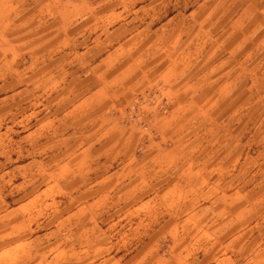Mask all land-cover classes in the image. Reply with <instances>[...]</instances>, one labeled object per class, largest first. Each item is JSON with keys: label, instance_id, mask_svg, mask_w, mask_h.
Returning a JSON list of instances; mask_svg holds the SVG:
<instances>
[{"label": "rangeland", "instance_id": "rangeland-1", "mask_svg": "<svg viewBox=\"0 0 264 264\" xmlns=\"http://www.w3.org/2000/svg\"><path fill=\"white\" fill-rule=\"evenodd\" d=\"M46 1L0 0V264H264V0Z\"/></svg>", "mask_w": 264, "mask_h": 264}, {"label": "crops", "instance_id": "crops-1", "mask_svg": "<svg viewBox=\"0 0 264 264\" xmlns=\"http://www.w3.org/2000/svg\"><path fill=\"white\" fill-rule=\"evenodd\" d=\"M248 0H245V2L243 3V6H241V14H240V20L235 21V24H239L240 26H244V21L249 18L248 14L254 11H258V10H263V7H259V1L258 0H254L252 2H247ZM51 4V0H47L45 7L48 8V6ZM252 25V24H251ZM128 68V66H123V65H119V67H117V70L119 71L122 68ZM127 70V69H126ZM124 70L122 73V82L130 79L131 84L138 82L133 80H136L137 77L139 76V74L142 72L139 71V73H136V69H132V70ZM124 74V75H123ZM243 75L244 77L248 76L251 78V76H255L254 79V84L251 85L249 87L250 90H252L251 88L253 86H255L256 88L259 86V80L260 78H258V74L257 72L253 71V70H245L241 71L240 76ZM261 75H264V72H261ZM145 76V75H144ZM146 77V76H145ZM143 77V78H145ZM121 80V79H120ZM169 84H172V82H170ZM231 86V85H230ZM229 87V85H228ZM110 90L109 85H104V86H99L97 87V89H95V92L91 95V96H87V97H83V98H79L78 99V94H67V92L71 91L68 90V87L66 86V84L63 85V87L61 88L62 91V100L61 102L54 104L52 103L49 107H48V111L49 113L55 114V112L53 111L54 109H59V113L55 114V115H59L62 114L64 117H69V119L72 118H76L74 121L76 123H83L84 120L87 118L86 116L90 115L89 113V109L95 104V102L97 101H101L99 99L103 98L107 92ZM179 88L177 87L176 90L173 89L172 85L170 88L167 89V93L170 95V100L172 101V112L169 116H167L163 123L160 125L159 131H160V136L161 139L163 141H161V143L158 144V146L156 147L157 152L155 153V158H156V164L161 166V163L164 162L169 156L171 155H178L179 154ZM213 89L212 88H208L207 90H205L202 94V99H204L206 102L204 103V105H207L210 109L219 107V103L222 102V100L224 99H219L217 100L215 103L210 104V99L211 96H209L212 93ZM242 91V90H241ZM253 91V90H252ZM213 94V93H212ZM228 95V94H227ZM52 96V95H51ZM209 96V97H208ZM75 97V98H74ZM208 97V98H207ZM206 98V99H205ZM225 98V97H223ZM231 103V101L228 102V104ZM216 106V107H215ZM225 106V105H224ZM46 108V106L44 107ZM248 115V114H247ZM246 115V116H247ZM65 122V120H64ZM248 121L245 120L244 123H242V125H240V127L237 129L235 135L237 133H240L241 135L244 133L245 128L248 127ZM225 127L229 126L228 128H225L227 131L226 132H230L231 130V126L230 125H224ZM176 130V131H175ZM234 141V140H232ZM231 142H227V146H226V153H232V151L229 152V147L231 146ZM163 143V144H162ZM226 145V144H225ZM237 147V146H236ZM234 147V148H236ZM163 150H165L166 153L163 152ZM217 153V152H216ZM191 172L197 171L196 173H198L196 175V177H199V169L194 170L193 166H190ZM194 179L192 178L191 182Z\"/></svg>", "mask_w": 264, "mask_h": 264}]
</instances>
